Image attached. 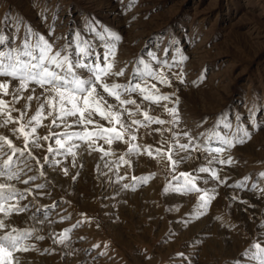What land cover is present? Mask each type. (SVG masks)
Wrapping results in <instances>:
<instances>
[{"label":"rangeland","instance_id":"rangeland-1","mask_svg":"<svg viewBox=\"0 0 264 264\" xmlns=\"http://www.w3.org/2000/svg\"><path fill=\"white\" fill-rule=\"evenodd\" d=\"M26 28L55 41L57 49L69 45L68 54L88 64L102 62L108 46L115 44L114 71L123 69L124 75L109 78V83L140 82L133 74L144 68L139 63L143 60L154 71L162 70L171 86L151 78L148 83H155L161 94L175 92L180 103H150L137 93L130 94L141 105L140 112H134L136 119L144 121L142 113L147 111L165 123L133 126L135 140L127 133L124 140L111 145L97 140L96 148L102 147L108 155L86 149L80 139L67 142L81 145L73 148L75 157L64 149L48 153L49 144L58 147L55 138L33 150L42 163L43 157L49 158L43 168L46 176H40L30 161L33 168L25 169L21 179L33 175L37 179L27 185L11 182L20 190L32 189L20 201L28 205V211L13 214L7 221L11 227L34 230L24 241L34 249L14 254L20 264H258L242 254L254 252L255 242L264 246V0H0V35L7 37L0 51L20 46ZM109 33L121 40L115 41ZM81 41L86 42L88 54L77 56ZM79 71L83 78H90L86 69ZM181 71L183 84L173 75ZM16 83L11 82L9 92ZM40 92L37 88L36 95ZM104 95L109 103L118 104ZM3 99L10 101L11 96ZM24 103L21 100L15 107L22 109ZM28 103L30 117L38 103ZM165 104L178 107V125L168 123L172 117ZM122 118L130 123L126 113ZM73 119L67 118L69 125ZM94 119L110 126L100 116ZM50 123L51 118L43 119L36 134L81 130L64 124L49 128ZM13 127L0 128V134L22 148L23 139L13 135ZM238 128L249 131L251 139L229 148L223 141L238 135ZM169 129L188 131L195 138L196 150L181 153L189 158L175 170L155 154V149L166 147L164 141L171 143ZM177 139L187 142L183 135ZM133 145L142 154H128ZM147 146L151 156L143 151ZM217 148L224 151L217 154ZM121 156L130 163L122 162ZM229 157L232 164L219 162ZM202 167L209 172H200ZM181 172L198 177L197 186L214 195L198 218L199 194L173 190L184 184ZM141 177L150 178L144 182ZM37 184L46 186L37 189ZM66 229L67 239L60 243Z\"/></svg>","mask_w":264,"mask_h":264},{"label":"snow or ice","instance_id":"snow-or-ice-1","mask_svg":"<svg viewBox=\"0 0 264 264\" xmlns=\"http://www.w3.org/2000/svg\"><path fill=\"white\" fill-rule=\"evenodd\" d=\"M33 35L35 34L32 30L26 28L25 38L20 46L9 47L7 51H0V77L8 78L7 81H0V128H8L10 124L15 125L10 130L18 139L22 137L24 143L21 148L8 136L0 134V157H2L0 159V230H5L0 234V264H20V257L14 254L34 249L33 245L24 243L32 236L34 230L11 227L7 221L13 214L18 215L28 211V205L21 204L20 201L32 194L31 188L20 190L11 182L18 181L27 185L29 180L34 181L37 179L35 175L27 180L21 179L20 174L25 169L32 170L33 163L30 161L35 163L40 176H46L43 168L44 164L49 163V158L47 156L43 157L42 163L33 152L34 149L43 147L42 141L55 138V145L58 147L53 148L49 144L47 152L50 154L59 153L61 149H64L66 154L75 157L77 153L73 151V148H79L81 145L67 142L80 139L86 149L99 150L108 155L109 153L102 147L96 148L97 140L103 139L106 144L111 145L114 140H124L125 133L129 134L132 140H135L136 136L132 134L133 126L147 127L151 123H165V121L149 116L147 111L142 113L144 121H147V123L136 119L134 112H140L141 105L137 103V100L129 98L130 94L137 93L144 101L150 103L158 104L160 101H169L175 105L180 103V98L175 92L161 94L155 83H148V78H151L161 84L171 86V81L163 74L162 70L154 71L143 60L139 63L144 64V68L142 70L137 69L133 74V79L140 82L133 83L132 80H129L123 84L115 81L109 83V78L124 75L123 69L114 71L117 54L115 44L108 46L107 51L103 54L102 62L97 61L88 64L81 62L80 59L74 60L68 54L69 45L57 49L55 41H50L43 35H35V42L33 43L31 41ZM109 35L115 41L121 40L119 35L112 33H109ZM6 40V36L0 35V45H4ZM77 48L79 49L76 53L77 56L88 54L86 42H79ZM182 59H186V57H182ZM81 69H86L87 73L90 74V78H83L84 73L79 71ZM173 75L181 84L184 83V73L182 71L173 73ZM12 81L17 83L9 92ZM37 88L41 90L40 95H36ZM99 89H102V92ZM25 92L29 94L25 96ZM104 93L108 97H113L118 104L109 103ZM5 96H11V100L3 99ZM173 96H175V100H172ZM21 100L25 101L23 108L17 109L15 105ZM33 100L38 103V109L35 114L29 117L27 116L28 102ZM128 105L134 106V109L128 108ZM164 108L172 117L168 123L178 125L181 120L178 107L169 108L165 104ZM13 112H19V116H12ZM125 113L130 123L122 118ZM95 116H100L110 126L100 124L94 119ZM68 117L74 118L71 125L68 124ZM46 118H51L49 128L64 124L67 127L79 126L81 130L71 133L67 131L63 133L50 132L49 135L41 137L36 134L37 129L41 125V121ZM89 125L93 127L89 129ZM227 126L231 127V125ZM156 131L161 130L156 129ZM168 131L172 132L171 143L164 141L163 145H166V147L162 146L155 149V154L162 160L168 161L169 167L175 170L179 163L189 158L188 155H180L181 153L196 150L193 148L195 138L188 131L181 133H177L172 129ZM237 133L238 135L232 139L225 138L223 141L229 148L237 144L243 145L251 139V133L245 129L238 128ZM161 135H163L162 131ZM180 135L186 137V143H180L177 139ZM143 151L149 156L153 154L151 146L145 147ZM214 151L219 154L224 149L217 148ZM128 154L140 155L142 152L139 146L133 145L129 147ZM216 158L218 159V157ZM120 160L124 163H130V161L125 160L124 156H121ZM219 162L232 164L234 161L229 157L227 160H219ZM58 163V161L51 162V164ZM199 171L209 172V169L202 167ZM63 172L64 175H68L67 168H64ZM78 175L79 173L73 176L72 179L76 180ZM261 175H264V173H261ZM179 176L184 178V184L173 190L199 194V202L196 206V217L198 218L204 214L203 211H200L201 209L204 211L208 209L214 195L198 187L196 184L198 177L191 173L181 172ZM212 176L216 178V172L213 171ZM149 178L141 177L139 179L147 182ZM45 186V184H37L36 188L42 189ZM124 187L128 188L129 185L125 184ZM132 187L134 190L135 186ZM168 190L165 189V191ZM68 231V229L65 230L63 238L59 241L60 243L67 239ZM36 239L43 240L44 237L37 236ZM94 247H99V245H94ZM251 247L255 249L254 252L247 250L242 255L249 256L250 259L256 260L258 264H264V246L260 242H255ZM104 254L101 253V255ZM234 264H239V261L234 262Z\"/></svg>","mask_w":264,"mask_h":264}]
</instances>
